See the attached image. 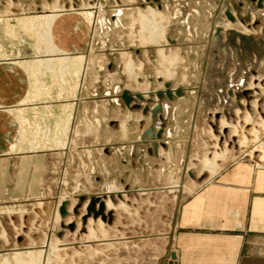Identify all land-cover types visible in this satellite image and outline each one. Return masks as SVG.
I'll use <instances>...</instances> for the list:
<instances>
[{"label":"rangeland","instance_id":"374dc122","mask_svg":"<svg viewBox=\"0 0 264 264\" xmlns=\"http://www.w3.org/2000/svg\"><path fill=\"white\" fill-rule=\"evenodd\" d=\"M0 44L88 61L93 98L82 147L2 180L0 264H172L183 202L232 163L264 165V0H0Z\"/></svg>","mask_w":264,"mask_h":264},{"label":"crops","instance_id":"0c3cea01","mask_svg":"<svg viewBox=\"0 0 264 264\" xmlns=\"http://www.w3.org/2000/svg\"><path fill=\"white\" fill-rule=\"evenodd\" d=\"M78 19L85 33L88 22ZM73 27H62L63 47ZM88 63L0 58V186L6 178L42 179L53 154L83 146L73 135L93 102L82 86ZM173 228L172 264H264V165L241 160L224 168L183 202Z\"/></svg>","mask_w":264,"mask_h":264},{"label":"bare ground","instance_id":"6f19581e","mask_svg":"<svg viewBox=\"0 0 264 264\" xmlns=\"http://www.w3.org/2000/svg\"><path fill=\"white\" fill-rule=\"evenodd\" d=\"M156 12H157V11H156ZM150 14H151V13H150ZM152 14H153V15H152L153 17H150V18H149L148 16H144V15H143V17H144L143 19H145V21H146V23H147V27H146V29L148 28V30H149V29H152V28L154 27L153 24H152V23H153L152 19L155 18V16H156L157 13H155V10L152 9ZM145 26H146V25H145ZM158 26H159V25H158ZM144 28H145V27H144ZM58 29H59V28H58ZM155 31H156V30H155ZM151 32H152V31H151ZM158 33H159V32H158ZM53 34H54V33H53ZM55 34H56V33H55ZM60 34H62V33H60ZM51 36H53V35L51 34ZM51 41H52V40H51ZM146 89H147V88H146ZM125 124H126L125 121L122 122V126H123V128L126 127ZM219 157H220V156H219ZM206 162H207V161H206ZM207 163H208V162H207ZM214 163H216V162H214V161L212 162V161H211V164L209 163V164H210V167L213 166ZM205 165H206V163H205ZM217 165H218V164H217ZM215 166H216V165H215ZM211 168L214 169L215 167L213 166V167H211ZM215 169H216V168H215ZM109 205H110V203H109ZM109 205H108V208H109Z\"/></svg>","mask_w":264,"mask_h":264}]
</instances>
